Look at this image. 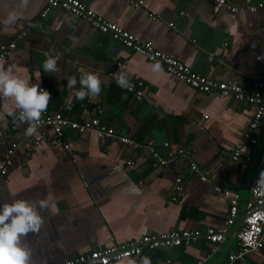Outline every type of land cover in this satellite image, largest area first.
<instances>
[{
	"label": "crops",
	"instance_id": "1",
	"mask_svg": "<svg viewBox=\"0 0 264 264\" xmlns=\"http://www.w3.org/2000/svg\"><path fill=\"white\" fill-rule=\"evenodd\" d=\"M80 1L198 75L254 92L264 82V7L250 12L246 0H226L238 7L237 12L224 8L215 14V0H143L138 7L133 0ZM258 1L264 3H253ZM11 10L20 19L12 30L0 31V48L12 43L16 48L0 66L16 64L21 78L37 83L35 70L42 65L44 53L59 52L57 73H44L40 67V84L51 93L47 108L81 122L99 118L118 137L127 136L138 144L66 130L71 148L45 141L28 150L25 124L16 118L20 110L13 98L0 97V163L11 144H19L6 176H0V203L20 196L48 201V208L41 210L40 230L25 237L31 264H56L145 233L222 228L230 202L217 187L239 196L236 221L223 242L212 244L201 238L190 246L145 251L112 264H225L228 255L239 249L235 229L242 209L252 201V183L264 148V117L252 134L257 143L252 144L244 134L254 106L217 93H201L162 65V70L153 71L154 63L144 56L86 20L48 8V0H0V17ZM81 68L101 78L100 93L82 100L74 91L80 87ZM120 72L129 83H143L141 100L116 84L114 74ZM72 76L77 84L70 88L67 80ZM237 147H241L239 162L233 159ZM152 148L168 160L166 165L158 164ZM169 152L173 157H168ZM191 162L208 172L207 181L191 170ZM178 178L183 187L179 193ZM247 258L264 264V248Z\"/></svg>",
	"mask_w": 264,
	"mask_h": 264
},
{
	"label": "built area",
	"instance_id": "2",
	"mask_svg": "<svg viewBox=\"0 0 264 264\" xmlns=\"http://www.w3.org/2000/svg\"><path fill=\"white\" fill-rule=\"evenodd\" d=\"M133 2H135V6L138 7L141 6L144 1L133 0ZM253 2L254 0H246L245 3V7L250 12H256L264 7V3L261 1H258L257 3ZM48 8H60L78 16L79 18H82L83 20H86L99 32L109 34L121 44L144 56L148 61L152 63L159 62V64L162 65L169 74L176 76L187 85L201 93H217L224 98L231 97L236 101L254 106L256 109L254 117L244 134V139L252 144L257 143V140L252 136V134L257 130L264 117V82L259 83L258 90L254 92L240 84L219 82L198 75L197 73L191 71L182 62L155 48L151 43L142 42L133 34L98 15L80 0H48ZM224 8L232 13H236L238 10V7L232 6L226 0H215V14L220 13ZM153 19H156V17ZM170 25L172 26V24ZM15 48L16 43L2 46L0 48V63L5 60ZM130 84L131 87H127V91L131 93L135 99L141 100L143 97V83L133 82ZM67 108L70 110L71 106L68 105ZM16 118L17 121H20L18 119V115ZM20 122L25 124V128L28 126L27 121ZM42 130H47L51 133L47 134L45 132H41ZM66 130H70L73 134L93 132L103 140L117 137L120 142L124 144L133 146L138 145L127 136L118 137L115 131L107 124L103 123L99 118L95 117L90 121L81 122L73 119L63 111H51L46 108L39 117L36 133L32 136H27L25 146L28 150H36L43 142L53 141L61 144L64 148L69 149L72 146V142L68 137H66ZM165 146H168V144H165ZM18 147V142H13L7 151L5 159L0 163L1 177L6 176L9 166L12 164V157ZM151 151L158 164L164 166L168 163V160L162 157L153 148ZM183 153V150L179 151V154ZM173 155L174 154L172 152L168 153L169 158L173 157ZM233 159L236 162L241 160V147H237L235 149ZM128 164L132 165L134 163L129 162ZM190 168L194 173L199 174L203 181H207L209 179L208 172L201 171L195 162H191ZM261 170H264V148L260 152L259 171L253 179L252 187L254 186ZM181 183V178H178L175 187L177 193L183 190ZM216 191L227 196L230 202L225 226L222 228L216 229L208 227L205 230L196 229L193 231H169L161 234L145 233L138 239L116 246L94 250L90 253L81 254L56 264H112L113 262L139 257L143 255L145 251L155 252L161 249L190 246L201 238L212 244L223 242L225 240V235L228 233V228L234 225L236 221V217L239 212V196L238 194L221 187H217ZM251 193L252 201H250L247 205V214L243 221V226L240 230H238L237 234L239 249L238 251L231 252L228 255V259L225 264H253L247 258L248 255L259 252L264 248V196L255 195L252 188Z\"/></svg>",
	"mask_w": 264,
	"mask_h": 264
},
{
	"label": "clouds",
	"instance_id": "3",
	"mask_svg": "<svg viewBox=\"0 0 264 264\" xmlns=\"http://www.w3.org/2000/svg\"><path fill=\"white\" fill-rule=\"evenodd\" d=\"M25 2V0H21ZM20 16L17 11H8L0 17V31H10L16 25ZM73 46L76 38L72 37ZM60 53L54 54L50 51L44 53L42 62L44 73L53 74L59 71L57 61ZM40 67L35 70V76L39 82L30 83L28 79L21 78L16 69V64L0 66V97H11L14 99L15 107L18 108V119L27 121L28 126L24 129V136H32L37 131L39 117L47 108L51 93L40 84L42 73ZM153 71H160L159 62L153 64ZM116 84L122 88L131 87L129 80L123 72L114 74ZM77 84L75 76L69 77L67 86L72 88ZM79 88H75L77 99L85 96L94 97L101 91V78L97 72L80 69ZM9 115H13L10 110ZM252 191L257 196H264V170H261L255 181ZM48 208L46 197L37 201H30L23 196L13 199L10 203H0V264H31L32 251L25 237L28 233H36L44 223L41 210ZM129 264H133L129 261ZM143 264H148L144 261Z\"/></svg>",
	"mask_w": 264,
	"mask_h": 264
},
{
	"label": "water",
	"instance_id": "4",
	"mask_svg": "<svg viewBox=\"0 0 264 264\" xmlns=\"http://www.w3.org/2000/svg\"><path fill=\"white\" fill-rule=\"evenodd\" d=\"M246 209H245V207L242 209V211H241V219H240V223H242L243 221H244V219H245V217H246ZM238 224V226L236 227V229H235V234L237 235L238 234V230H239V227H240V225L241 224Z\"/></svg>",
	"mask_w": 264,
	"mask_h": 264
}]
</instances>
